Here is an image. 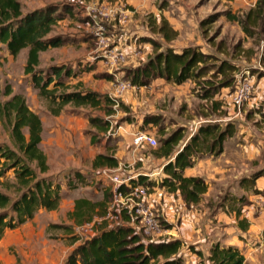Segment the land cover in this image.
<instances>
[{"label":"trees","instance_id":"16d2710c","mask_svg":"<svg viewBox=\"0 0 264 264\" xmlns=\"http://www.w3.org/2000/svg\"><path fill=\"white\" fill-rule=\"evenodd\" d=\"M69 6L62 10L56 5H48L25 13L20 0H0V45L5 46L10 55L17 57L23 50H28L24 73L30 75L33 86L39 95L48 100L49 112L58 116L63 109L71 105L74 109L106 108L108 116L114 114L113 107L119 105L110 97H105L81 86L71 87L65 79L74 76L68 66H51L48 70H40V54L50 49L61 47L66 38L63 35H52L58 22L64 18ZM228 21L236 22L247 37L259 36V45L264 40V0L243 15L226 13ZM203 20L202 26L210 23ZM166 40H171L176 33L163 21L158 28ZM157 31V32H158ZM155 53L137 68L127 69L126 78L132 86L149 87L155 80L163 79L169 83L182 85L187 81L196 84L197 96L212 101L211 112L220 108V101L215 100L222 89H233L235 72L238 66L228 60H219L204 52L200 47H187L181 51L163 48L153 42ZM219 60L220 62H217ZM211 76L208 77V74ZM76 75V74H75ZM53 85V88H51ZM4 97L7 99L3 100ZM107 102V106L104 103ZM121 105V104H120ZM264 118V106L262 110ZM128 121H131L130 118ZM162 117L148 115L144 117L141 129L146 131L150 124L158 126L161 132L159 146L153 150L157 158H164L163 176L160 181L151 180L144 175L129 182V187L122 185L120 191L124 195L137 186H145L149 194L156 187L170 194H179L187 206L197 205L208 192L206 181L199 176H186L185 171L194 166L196 158L202 155L218 156L224 151L225 142L237 133L234 123L221 125L218 122H206L200 125L189 141L178 148L185 139V128H177L170 134L163 133ZM91 124L108 132L109 121L92 118ZM0 125L8 131L12 147L0 146V178L6 177L13 170V178L0 180L6 192L0 191V241L7 229L14 230L31 221L40 210H58L62 201L61 186L49 179L48 156L41 148L43 121L40 115L29 107L25 97L14 94L10 87L2 90L0 84ZM147 132V131H146ZM119 160L110 155H98L94 160V168L103 166L117 169ZM74 176L84 181V176ZM262 173L241 180L244 189L254 194L261 192L256 189V181ZM13 195V196H12ZM112 193H106L104 199L93 202L87 198L75 200L74 209L69 220L83 225L95 216L105 217ZM242 205L248 204L246 197L238 199ZM117 213V212H115ZM113 223L102 221L95 228V235L87 238L76 246L63 264H183V251L186 248L181 239L153 240L138 231L139 220L131 208H122L115 214ZM161 220V219H160ZM165 229H170L166 221L161 220ZM188 249L202 259L203 254L194 246ZM210 264H247L246 257L236 247L213 245Z\"/></svg>","mask_w":264,"mask_h":264},{"label":"rangeland","instance_id":"374dc122","mask_svg":"<svg viewBox=\"0 0 264 264\" xmlns=\"http://www.w3.org/2000/svg\"><path fill=\"white\" fill-rule=\"evenodd\" d=\"M72 1L74 3L76 2V0H20L25 10H31L33 8L38 9L43 4H52L58 6L61 10L65 6H69L70 10L66 13L69 11L73 12L72 8L74 7H71ZM155 1L158 9L160 10H163V8L167 9L166 7L169 5L168 0ZM184 1L183 7L190 4L192 8L195 4V1L192 2V0ZM202 1L203 0H201V2ZM204 5L207 6L208 12L203 14V20H211L210 23L202 26L203 38L206 41L205 50L208 49L210 54L219 60H229L235 62L238 65L239 70L242 68H248L252 70V73H256L257 78L255 81L254 93L249 103H245L241 108L235 106L229 96L232 89H230L228 96L229 102H231L235 111V115L232 118L233 122H235V126L238 128L237 133L241 134L239 141L244 144V147L249 145L250 148V145L254 144V147L257 146L256 151H259V153H256L257 156L254 158L250 157L247 160L243 159L241 156L240 166L244 167L246 163V167H248L249 171L247 173H242L240 176L244 179L250 178L256 173H262L264 177V118L262 116L264 106V82L261 85L259 97V88L257 85L259 78L264 77V71L260 72L259 70H253L260 62L259 36L255 35V38L247 37L238 23L228 21L226 13H234L226 0H224V2L221 0H209L208 2H205V4L199 6L198 9ZM102 9L107 12L111 11L110 6H105ZM100 10L98 12H100ZM195 12H197L196 15L198 16L199 10L196 9ZM157 15L161 17V12ZM101 16L107 17L105 15ZM145 18L146 23H140V29H142L141 34L144 33V37L141 36V34H139L140 37L137 35L133 37L134 40L141 41L139 42L140 45L138 47L131 45L132 48L126 52H124L126 48L125 41L122 43L120 42L123 27H119L121 23L118 20H116L117 27H111L110 22H112V20H100L102 26L98 24L99 20H88V24L90 25V31L88 33L85 30V22L81 20L80 16L76 17L74 20L76 23L79 22L80 24H83L81 29L82 33H84L85 38L90 39L88 48L87 46L86 48L89 49V51H93L92 56L95 58V61L102 60L98 56L103 52V48L100 47L97 37L94 35L91 36L90 34L96 32L98 28H101L102 33L110 40V46L107 48L115 47L117 50H123V52L126 53L127 59L125 63L116 64L117 66L111 68L110 66H107L105 61L102 60V67L96 68V71L94 70L89 73L90 75L87 74L89 77L86 75V79L79 81V79H83L84 76L77 78V75L65 79L66 84L68 85H70L69 82H76L75 84H71V87L78 85L81 86V89L91 90L102 96L115 99L119 105H115L113 107L114 114L112 116H108L106 108L103 107L86 109L80 108L76 110L71 105H68L64 109V121H57L55 124L56 118L48 110L50 106L48 100L39 95V90L35 89L33 86L31 76L24 73V67L27 61L26 51L24 50L17 57L8 56L6 47L0 45V84L2 90L6 87H10L14 94L23 95L32 109L38 110L42 121H44L43 127L47 129L41 143V148L47 152L51 162L53 163L51 167L49 166V173L45 177L53 179L54 182L61 186L60 193L63 197L61 206L58 210L53 212L47 211L42 215H39L37 218L34 217L35 220L21 229V232H18V235L13 238V243L11 245H4V243L3 245L0 244V264H63L69 253L76 246L81 244L87 238L95 235L94 223H92V226L88 225V223L83 225L75 224L69 220V214L73 211L75 200H77V198H87L93 202H99L104 199L106 193L111 192L113 183L108 178L107 171L113 172L122 178H137L138 175H144L149 177L151 180H155V177H153L154 175L151 177L149 174L151 175L153 173L152 169L154 166L156 168H154L153 171L160 169V166L158 165L160 159L156 158L152 153L159 145L157 147H143L144 149L141 152V157L139 159L134 160L131 157L127 160L124 156L122 159L121 169L119 170L111 169L106 166H103L98 170H93L91 167V160L87 158V156L89 153L98 151L104 147V145H102L104 140L106 142L105 144H107V148L111 151L113 150L112 153L108 152V155L112 154L115 156L117 151L124 150L125 153H129L132 156L139 150L138 148H142L137 147L133 143V134L137 131H142L141 126L143 119L148 115L158 114L162 117L161 124L165 125V127L174 126L172 130L179 128L177 127L179 126L178 124L186 125L190 129L191 123H193L196 119V123H198V120L199 122L202 121V123H204L211 122L214 119L219 118L217 115H221L224 119L231 117L230 115L228 116V108L230 107V105L227 104L228 101L223 106L225 108L220 110V113L214 116V112H211V106L213 104L212 101L200 99L197 96V89H195L196 84L193 81H187L182 85H176L166 81L168 84L173 85H159L153 88L136 87L135 89H129L123 94L117 92L118 85L121 82H130L126 78L127 69L139 67L155 53L153 42L159 43L163 48H167L168 46V44L164 43V41L160 39V36L157 35L158 28H155L156 25L154 26L157 17L152 14H147ZM163 20H165V18L162 16L161 22ZM61 25L63 26V23ZM62 26L59 27L62 29ZM72 27L74 28V24ZM169 28H171L170 25ZM175 33L176 35L178 34L177 32ZM113 35H117V37H114ZM92 38L95 40H92ZM79 41L81 42V39ZM191 46L193 45L181 47L187 48ZM78 48H80V46H78ZM178 48H180V46H178ZM81 53L82 51L79 50L78 54ZM50 54V52H47L42 55L41 67H39L40 70L46 71L52 65H57L56 63L59 61V58L57 57L60 54L54 59ZM84 55L88 56V52ZM219 60H217V62H220ZM73 66L74 65H68L70 68ZM262 69H264V63ZM112 70L114 71L112 72ZM209 76H211V73L208 74V77ZM74 79L76 81H74ZM51 88H53V85H51ZM5 99H7V97L3 98V100ZM103 104L107 106V102H105V100ZM73 116L87 119V127L81 129L78 123L72 121ZM92 118L109 121L111 123L109 132H102L98 128L94 127L91 124ZM129 118L131 121H128ZM67 119L70 120V123H68L70 127L66 125ZM55 125H59L58 131H53L52 128H54ZM82 125L85 126L84 123H82ZM154 127L155 126L153 124H150L148 128H146V131H149L152 134L154 133L157 141L159 142V134L158 131L156 132V129H153ZM127 128L130 129L127 131ZM185 130L188 129L185 128ZM121 132H123L124 135H131L132 143L129 145L125 143L123 145V142L120 146L117 142L122 141L119 137ZM124 135L121 134V136ZM187 137L188 135L185 133V138ZM244 138L248 139L245 141ZM184 141L185 140H183V142ZM0 146L12 147L10 135L2 125H0ZM62 152H65V154L69 156L68 161L70 162V167L67 170H58L60 168V159L58 157ZM247 152H254V149ZM73 161H79V163L83 165L80 169L85 172L83 175L85 178L83 182H80L75 176H72L74 175L73 173H75L74 171L77 170L73 166ZM97 177H103L107 181L105 182L100 180L99 182ZM12 178L13 170L9 171L6 174V177H1L0 180L4 182L5 179L11 180ZM160 179L158 181H160ZM242 179H240V182ZM231 184L233 185L232 187L228 190L224 189L223 193L218 196L224 198L226 197L227 199L232 200L240 199L238 197L245 195L242 191H245V189L241 188V185L236 186L233 182ZM233 187H235V189ZM0 191L6 192V188H3L0 185ZM245 192H251V195L257 198L262 197L264 199V191H261L260 194H254L252 191L246 189ZM153 193H155V191L151 192L149 195ZM149 195L144 201L145 206L149 205ZM247 198L249 197L247 196ZM247 198L246 200H249ZM112 202H114L113 195L110 199L109 206H111ZM127 202L126 200L118 202L117 205H119V207L116 206L115 211L119 213L120 210L125 207L134 210V202ZM251 202L255 204V207L260 206L257 202ZM253 203L249 205H254ZM154 213L157 214L155 210ZM115 214L117 213H113L112 210L111 215L114 217ZM94 218V222H97L100 221V218L102 217L95 216ZM113 221H115V219L108 220L110 223H113ZM163 228L164 227L161 224V231L157 232L155 235L153 234L152 237L155 238L160 232L164 233ZM158 238L159 237L156 239ZM250 264H264V252L258 251L255 253L254 258L250 261Z\"/></svg>","mask_w":264,"mask_h":264},{"label":"crops","instance_id":"0c3cea01","mask_svg":"<svg viewBox=\"0 0 264 264\" xmlns=\"http://www.w3.org/2000/svg\"><path fill=\"white\" fill-rule=\"evenodd\" d=\"M168 1H169V5L166 7L167 9H164L162 7L163 10L158 9L155 0H76L75 3L72 1L71 7H74L72 8L73 12L69 11L68 13H66L64 18L58 22V24L54 29V32L52 33V35H63L64 38H66V42L59 48L50 49L47 50L46 52L41 53L39 67H41L42 55L46 54L47 52L51 53L50 55L51 57H53V59L60 54L57 57L59 58V61L56 63L57 64L56 66L74 65L72 67V71L74 75L76 74L77 78L84 76V78L83 79L80 78L79 81L86 79L85 76L93 72L94 70L96 71V68L102 67L101 61L94 60L95 58L92 56L93 51L91 50L89 51V49H87L90 39L85 38L84 33H82L81 29L83 24H80L79 22L76 23L74 21L75 18L78 16H80L81 20L85 22L86 25L85 30L87 33L90 31L89 30L90 25L88 24V20H92V19L99 20L98 24L100 26H102L100 20L103 19L112 20V22H110L111 27H117L116 20H118L121 23L119 27H123L122 37H121L122 39L120 38V42L122 43L123 41H125L126 48L124 52H126L132 48L131 45L133 46L135 45L136 47L140 45L139 42L141 41L139 40L136 41L133 39V37L135 35L140 37L139 34H141L142 32V29H140V23L141 24L144 22L146 23L145 16L147 14H152L155 17H157L156 23L154 24V26L156 25L155 28L156 27L159 28L160 24L163 21H166L169 23L171 30L178 33L173 39L166 40L165 37L161 35L158 31L157 35L160 36V39H162L164 43L168 44L167 47L172 48L175 51L179 52L184 49L181 46L193 45L195 47H200L204 52L210 54L208 49L205 50L206 41L204 40L202 33V21L204 19L203 14H206V12H208V9L207 6L205 5L198 9L199 6L205 4V2H208L209 0H203L202 2L201 0H192V2L195 1V4L193 3L194 6L192 8L190 4H188L186 7H183L185 2L184 0H168ZM221 1L224 2V0ZM226 1L227 3H229L230 8L232 9L234 15L235 14L243 15L251 8H253L258 0H226ZM46 6L48 5L43 4L40 8H44ZM105 6H110V10L112 12H110L107 17H102L98 11ZM196 9L199 10L198 16L196 15L197 12H195ZM34 10H37V8H33L31 10H25L23 8V11L25 13ZM160 12H161V17L157 15ZM162 16L163 18H165V20L161 22ZM62 23L63 26L61 25ZM73 24H74V28L72 27ZM59 26L60 27L62 26V29ZM143 34L144 33H142L141 36L144 37ZM90 35L92 36V34ZM113 36L117 37V35H113ZM80 39L81 42L79 41ZM92 40L95 39L92 38ZM78 46H80V48H78ZM178 46H180V48H178ZM79 50L82 51L81 54H78ZM6 51L8 56H12L10 55L7 49ZM25 51L28 57V50L26 49ZM86 52H88V56L86 55L87 57L84 55ZM230 62L236 64L233 61ZM258 66H260V62L254 67L253 70H258L256 69ZM262 71L264 70H261L260 72ZM89 75H87V77H89ZM74 81L76 80L74 79ZM263 82H264V77L259 78L257 84L259 88L258 97L260 96V89ZM75 83L69 82L70 85ZM166 83L167 82L165 80L158 79L155 80L152 83V85H150L149 87L153 88L159 85H163V86L173 85ZM229 91L230 89L227 88L222 89L221 93L217 95V97H215V100L220 101L219 102L220 108L215 110L213 114L215 116L216 114L220 113V110L225 108L223 106L228 101L227 104L230 105V107L228 108V116L230 115L231 117L224 119L221 115H217V117L219 118L214 119L211 122H218L221 123V125H225L228 122H232L235 124V122H233L232 119L235 115V111L231 102H229V96H228ZM64 109L60 115L55 116L56 118L55 124L57 121L60 122L64 121L63 120ZM31 110L39 114L37 109L31 108ZM154 115H158V114H154ZM69 121L70 120L68 119L66 120V125L70 127V125L68 124L70 123ZM72 121L78 123L81 129L86 128L87 127L86 125L88 124V120L83 119L82 117L77 118L76 116H73ZM196 122L197 119L194 120L193 123H191L192 127L190 126V129L186 125L178 124L179 126L177 127L188 129L186 130L188 137L184 139L185 140L184 142L182 141L179 144L178 148L182 147L183 144L189 141L191 136H193L196 133L200 125L203 124L202 121L199 122V120L198 123ZM82 123H84L85 126H83ZM43 126H44V121H43ZM161 126H162L161 131H163L165 136L176 130V129L172 130L174 126L165 127V125L163 124H161ZM58 127L59 125H55V127L52 128L53 131H58ZM129 129L130 128H127L126 130L128 131ZM153 129H156V132L158 131L159 138H161V132L159 133L160 128H158V126H155ZM46 130L47 129L43 127L42 140L44 139ZM147 132L152 134L149 131ZM121 134L122 135L124 134L123 132L119 134V137L120 139H122V141L117 142L120 146L123 142H124L123 145L125 143H127V145L132 143L131 135L121 136ZM152 135L156 137L154 133ZM240 138H241V134L236 133L232 138L228 139L225 142L224 151L222 154L218 156L202 155L196 158L193 167L188 168L185 171L186 176L202 177L209 186L208 192L204 195L201 202L198 203L197 205L187 206V204L183 201L182 197L179 194L176 195L170 194L166 192L164 189L159 187H156L154 189L155 193L149 195L148 197L149 205L152 207V209L155 210L158 218H160L163 221H166V223L169 226H171L170 229L163 228L164 233L160 232L161 234L159 233L155 238L151 236V238L157 241L172 239V238L181 239L186 246V248L183 251V259H184L183 264H201L202 261V259L198 257L197 254L191 252L188 249L189 246H194L196 251L202 252L204 264H210L207 261V258L210 256L211 249L213 245L216 243H220L222 246H233L241 250L246 257L247 264H250V261H252V259L254 258L255 253H257L258 251L264 252V199L259 196H258L259 198H257L251 195L250 194L251 192H245L246 189L245 191L242 190L246 196L245 195L241 196V197L245 196L246 198L247 196L249 197L247 199H249L250 201L248 200V204L246 205H242L238 201V199L230 200L227 199L226 197L224 198L218 196L223 193L224 189L228 190L230 187H232L233 186L231 184L232 182L235 183L236 186H240V179H242L240 175L242 173H247L249 171L248 167H246V163L244 167L240 166L241 156L243 159L247 160L250 157L254 158L255 156H257L256 153H259V151H256L257 146L254 147V144L250 145V148L249 145H246L244 147V144H242L239 141ZM246 139L248 138H244L245 141ZM105 143L106 142L104 140L102 142V145H104V147H102L98 151L89 153L87 156V158L91 160V167L93 168V170L100 169V168H94L93 166L94 160L98 155H108L107 154L108 152L109 153L113 152V150L111 151L107 148V144ZM143 147L138 148L139 150L136 151V153H134L132 156L129 153H125L124 150L117 151L115 156L120 161V165L115 170L121 169L122 159L124 156L127 160H129L131 157L134 160L139 159L141 157V152L144 149ZM252 149H254V152L251 153L247 152V151H252ZM44 152L47 154L46 151ZM109 155L113 156L112 154ZM47 156H48V162L50 163L48 164L51 167L53 163L51 162V159L48 154ZM58 158L60 159V168L58 170L69 169L70 167V162L68 161L69 156L65 154V152H62ZM158 159H160V161L163 162V163H161L160 161L158 162L160 169H158L157 171H153V169L156 168L154 166L152 169L153 173L151 175L149 174V176L151 177L154 175L153 177H155L154 179L156 181H158L163 176V166L165 164L164 158H158ZM73 166L75 167V169H77L74 171L75 173H80L82 175L85 174L83 170H80L81 167H83V165L80 164L79 161H73ZM100 180L105 182L107 181L103 177L98 178L99 182ZM263 181H264L263 175L260 178H258L256 181V189L259 190L260 192L264 191ZM233 188L235 189V187ZM251 201L257 202L258 205L260 206L255 207V204ZM251 203H253L254 205L250 206L249 204ZM44 212H47V210H40V212L35 216V218L39 217V215H42ZM35 218L14 230L7 229L4 237L0 241V244L3 245L4 243V245H11L13 243V238L18 235V232H21L20 230L23 229L30 222L35 220ZM157 237L159 238L156 239Z\"/></svg>","mask_w":264,"mask_h":264},{"label":"built area","instance_id":"2783aa9c","mask_svg":"<svg viewBox=\"0 0 264 264\" xmlns=\"http://www.w3.org/2000/svg\"><path fill=\"white\" fill-rule=\"evenodd\" d=\"M112 12V11H110ZM110 12H107L106 10L101 9L100 14L107 16ZM94 21H97L93 19ZM97 37V40L99 41V45L101 48H103V52L99 54V58H101L103 61L107 63V66H110L111 68L117 66L116 64L119 63H125L127 56L126 53L123 51L117 50V48H107L110 46L107 36H105L102 33L101 28H98L96 32L92 33V36ZM260 66H258L256 69L259 71L264 70L262 69L263 63H264V40L260 43ZM101 60V61H102ZM109 64V65H108ZM114 70H112L113 72ZM235 81H234V87L230 91L229 96L231 98V101L233 104L237 107H242L245 103H249L253 97L254 93V87H255V81H256V73H252L251 69L242 68L235 72ZM135 89L136 86H132V84L128 81L121 82L118 85L117 92L120 94H123L124 92L128 91L129 89ZM133 143L137 147H143V146H151V147H157L158 141L156 137H154L152 134L146 132V131H137L133 134ZM108 178L113 183V188L111 190L114 202L111 203V206H109V212L105 217L100 218V221L94 222L95 218L87 222L88 225H93L94 223L95 228L96 225H99L104 220L109 219H115L116 217L111 215V211L113 210V213L117 212L115 211L116 206L118 202L124 201H133V208H134V214L139 220V227L138 229L143 232L145 236L151 237L153 234H156L157 232L161 231V222L158 218V216L154 213V210L148 205L145 206L144 201L146 197L149 195L148 189L145 186H137L133 189H131V192L127 195H124L123 192L120 191V187L122 185L129 187V182L132 179L135 178H122L119 175L114 174L113 172L107 171ZM138 199V200H137ZM128 203V202H127ZM118 213V212H117ZM113 217V218H112ZM93 226V228H94ZM95 230V229H94Z\"/></svg>","mask_w":264,"mask_h":264}]
</instances>
